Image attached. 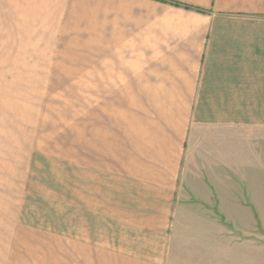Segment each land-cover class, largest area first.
Returning <instances> with one entry per match:
<instances>
[{
    "label": "crops",
    "instance_id": "obj_1",
    "mask_svg": "<svg viewBox=\"0 0 264 264\" xmlns=\"http://www.w3.org/2000/svg\"><path fill=\"white\" fill-rule=\"evenodd\" d=\"M27 1L0 0V70L25 68ZM98 6L97 48L59 66L98 86L97 111L36 132L17 178L0 149V264H168L196 214L231 213V183L264 180V0Z\"/></svg>",
    "mask_w": 264,
    "mask_h": 264
},
{
    "label": "rangeland",
    "instance_id": "obj_2",
    "mask_svg": "<svg viewBox=\"0 0 264 264\" xmlns=\"http://www.w3.org/2000/svg\"><path fill=\"white\" fill-rule=\"evenodd\" d=\"M50 2L27 1L28 53L21 59L25 68L0 70V77L9 81V91L5 92L7 86L1 88L0 96L11 98L0 101V125H7L9 119L11 129L9 144L0 143V149L10 151V172L15 178L22 173L18 164L26 159L36 132L53 131L64 138L68 128L81 126L84 118L90 120L89 112L84 115L85 109L97 111L99 106L98 86L84 87L82 69L59 67L68 64L63 62L68 55L63 52L97 48L98 39L93 35H98V0H54V21ZM53 33L51 47L37 46L43 41L40 37ZM11 57L10 65H18L19 55ZM51 61L54 69L44 68ZM225 194L234 202L231 213H216L212 208L210 215L195 213L194 224L188 223L181 231L183 237L168 264H264V180L231 183Z\"/></svg>",
    "mask_w": 264,
    "mask_h": 264
}]
</instances>
